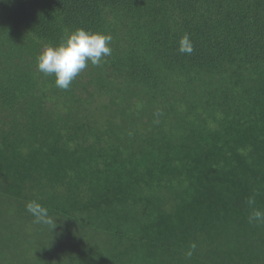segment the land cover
I'll list each match as a JSON object with an SVG mask.
<instances>
[{"label": "trees", "instance_id": "obj_1", "mask_svg": "<svg viewBox=\"0 0 264 264\" xmlns=\"http://www.w3.org/2000/svg\"><path fill=\"white\" fill-rule=\"evenodd\" d=\"M77 28L112 51L63 90L37 57ZM253 207L264 0H0V264H264Z\"/></svg>", "mask_w": 264, "mask_h": 264}, {"label": "clouds", "instance_id": "obj_2", "mask_svg": "<svg viewBox=\"0 0 264 264\" xmlns=\"http://www.w3.org/2000/svg\"><path fill=\"white\" fill-rule=\"evenodd\" d=\"M111 42V34L77 28L67 34L58 45L50 44L41 51L37 57L38 70L45 75H54L56 86L68 90L72 81L89 62L99 66L103 57L111 55ZM193 51L190 36L185 33L179 41V52L191 55ZM247 204L253 206L255 198L249 197ZM26 210L34 215L37 222L50 223L47 219L48 210L37 201L28 202ZM248 219L250 223L264 224V211L253 207ZM188 255L191 256L192 253L189 252Z\"/></svg>", "mask_w": 264, "mask_h": 264}]
</instances>
